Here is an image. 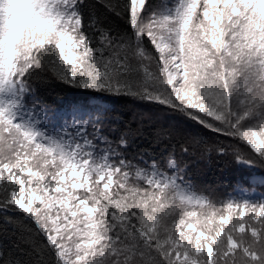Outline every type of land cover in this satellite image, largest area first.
<instances>
[{"label": "snow or ice", "instance_id": "snow-or-ice-1", "mask_svg": "<svg viewBox=\"0 0 264 264\" xmlns=\"http://www.w3.org/2000/svg\"><path fill=\"white\" fill-rule=\"evenodd\" d=\"M125 98L185 127L130 155ZM213 152L248 173L222 197L187 176ZM5 234L0 264H264V0H0Z\"/></svg>", "mask_w": 264, "mask_h": 264}, {"label": "trees", "instance_id": "trees-1", "mask_svg": "<svg viewBox=\"0 0 264 264\" xmlns=\"http://www.w3.org/2000/svg\"><path fill=\"white\" fill-rule=\"evenodd\" d=\"M117 24L120 27L124 26L119 21ZM40 95L50 108L71 100L89 99V94L68 89L55 81L42 86ZM110 106L118 117V126L128 125L138 132V136L131 143L130 155L137 152L147 153L148 156L158 155L170 142L166 140L164 143H157L154 139L156 131L168 127L180 129L185 127L184 123L174 117L172 113L160 111L132 99H121L118 102L110 103ZM186 163L188 165L187 176L197 190L220 197L231 193L236 182L248 174L245 168L237 167L232 163V157L218 155L215 152L209 156H201L199 153L191 155L187 158ZM256 191L259 194L260 189H256ZM15 239V237L10 239L7 234L0 235V244L10 247Z\"/></svg>", "mask_w": 264, "mask_h": 264}, {"label": "rangeland", "instance_id": "rangeland-1", "mask_svg": "<svg viewBox=\"0 0 264 264\" xmlns=\"http://www.w3.org/2000/svg\"><path fill=\"white\" fill-rule=\"evenodd\" d=\"M81 101H83V100H85V99H80ZM71 101H75V100H71ZM71 101H68V102H71ZM68 102H65L64 104H61V105H59V106H57V107H54V108H52V109H58V108H61V107H63L65 104H67Z\"/></svg>", "mask_w": 264, "mask_h": 264}]
</instances>
